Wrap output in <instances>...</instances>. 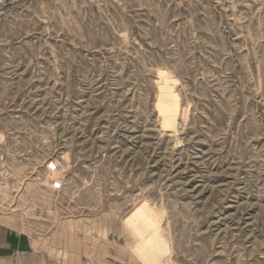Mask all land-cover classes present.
<instances>
[{
  "label": "rangeland",
  "instance_id": "obj_1",
  "mask_svg": "<svg viewBox=\"0 0 264 264\" xmlns=\"http://www.w3.org/2000/svg\"><path fill=\"white\" fill-rule=\"evenodd\" d=\"M4 218L23 264H264V0H0Z\"/></svg>",
  "mask_w": 264,
  "mask_h": 264
},
{
  "label": "crops",
  "instance_id": "obj_2",
  "mask_svg": "<svg viewBox=\"0 0 264 264\" xmlns=\"http://www.w3.org/2000/svg\"><path fill=\"white\" fill-rule=\"evenodd\" d=\"M4 220L0 223V264H23L21 230L14 219Z\"/></svg>",
  "mask_w": 264,
  "mask_h": 264
}]
</instances>
